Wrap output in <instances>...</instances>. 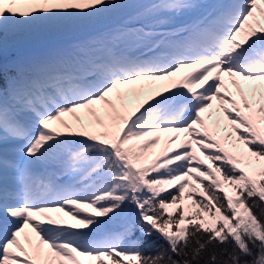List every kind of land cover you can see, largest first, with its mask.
I'll use <instances>...</instances> for the list:
<instances>
[{
	"label": "snow or ice",
	"instance_id": "snow-or-ice-1",
	"mask_svg": "<svg viewBox=\"0 0 264 264\" xmlns=\"http://www.w3.org/2000/svg\"><path fill=\"white\" fill-rule=\"evenodd\" d=\"M0 264H264V0H0Z\"/></svg>",
	"mask_w": 264,
	"mask_h": 264
},
{
	"label": "rangeland",
	"instance_id": "rangeland-1",
	"mask_svg": "<svg viewBox=\"0 0 264 264\" xmlns=\"http://www.w3.org/2000/svg\"><path fill=\"white\" fill-rule=\"evenodd\" d=\"M164 135H167V134H164ZM86 211H91V210L90 209H86ZM53 215H56V214H53ZM64 219L68 220L69 218L64 217ZM69 222H71V221H69Z\"/></svg>",
	"mask_w": 264,
	"mask_h": 264
}]
</instances>
